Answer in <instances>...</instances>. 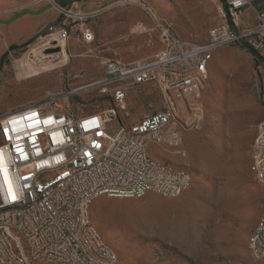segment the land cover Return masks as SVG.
Here are the masks:
<instances>
[{
  "label": "rangeland",
  "instance_id": "1",
  "mask_svg": "<svg viewBox=\"0 0 264 264\" xmlns=\"http://www.w3.org/2000/svg\"><path fill=\"white\" fill-rule=\"evenodd\" d=\"M96 1L91 42L83 41L78 29L63 46L54 28L41 34L59 17L53 13L31 36L4 44L0 119L52 98L77 114L101 111L112 104L114 89L102 82L103 60L129 63L151 57L163 48V26L182 39L206 42L221 21L215 0H158L160 7L153 12L120 0ZM16 2L11 12L23 14L34 5L51 8L53 0ZM5 5L0 0V23L7 18L1 12ZM33 59L37 72L27 64ZM164 103L157 84L131 86L127 104L133 115L126 121ZM194 103L190 109L180 102L186 122L180 144L150 146L154 158L190 171V188L177 197L157 192L140 198L102 195L90 205L93 225L124 264H264L250 246L264 215V181L254 175L251 148L258 135L255 125L264 119V65L243 44L215 49L207 84ZM119 125L116 120L115 128Z\"/></svg>",
  "mask_w": 264,
  "mask_h": 264
},
{
  "label": "built area",
  "instance_id": "2",
  "mask_svg": "<svg viewBox=\"0 0 264 264\" xmlns=\"http://www.w3.org/2000/svg\"><path fill=\"white\" fill-rule=\"evenodd\" d=\"M153 12L145 0H120ZM221 21L206 42L185 40L162 27L163 48L149 58L123 63L102 61V82L114 86L112 104L97 112L77 114L54 98L23 107L0 119V264H30L52 259L62 264H108L114 252L89 232L87 204L98 189L121 195L137 186L162 189L177 197L186 190L185 172L165 171L150 151L148 136L161 142L183 141L180 102L198 101L207 84V60L227 44L246 42L264 54V11L244 27L247 0H215ZM61 20L51 28L62 44L79 30L85 42L95 38L90 22L95 10L63 6L53 0ZM157 84L163 107L135 121L127 104L131 86ZM198 108V107H196ZM197 111V110H196ZM184 116V115H183ZM120 125L115 128L114 122ZM261 153L254 175L264 179V119L256 125ZM257 257L264 261V229L256 232ZM24 246L32 255H24ZM119 264H124L119 259Z\"/></svg>",
  "mask_w": 264,
  "mask_h": 264
},
{
  "label": "crops",
  "instance_id": "3",
  "mask_svg": "<svg viewBox=\"0 0 264 264\" xmlns=\"http://www.w3.org/2000/svg\"><path fill=\"white\" fill-rule=\"evenodd\" d=\"M145 1L148 2L152 9L159 8L161 4L158 0ZM247 1L248 5L244 9L242 14V24L246 28L254 26L257 23V16L259 12L264 11V0ZM16 3V0H6V5L1 10V12H3L2 14H4V17L7 18L1 20L2 23H0L3 26V28L0 29V50H2L4 44L17 43L20 40L26 39L27 37L31 36L34 32H36L49 22L53 13H56L58 17V13L53 6L51 8H46L45 5H34L30 8H27V10H25V13L23 14H18L16 12L12 13L11 9H13L12 7ZM96 4V0H79L73 4V7L83 10H92L96 6ZM216 134L218 136L219 132H217ZM252 136L254 139L255 132L252 134Z\"/></svg>",
  "mask_w": 264,
  "mask_h": 264
},
{
  "label": "bare ground",
  "instance_id": "4",
  "mask_svg": "<svg viewBox=\"0 0 264 264\" xmlns=\"http://www.w3.org/2000/svg\"><path fill=\"white\" fill-rule=\"evenodd\" d=\"M239 44H242V42H238ZM247 48H250V43H246ZM64 45V44H63ZM213 54L209 57V59L207 60V65H206V77L208 78L209 75V67H210V61L212 59ZM27 64L29 65V68L31 69V71L33 72H37V68H36V61L33 59L32 61H27ZM234 102H232L233 104ZM189 108L190 109H194L195 108V103L191 102L189 104ZM182 141H176V145L180 144ZM258 142V135L256 137L255 143ZM154 143L157 144H172L175 145V141L174 140H167V142H161L160 141V137L158 136H148L147 139L143 142V151H150V146ZM254 143V144H255ZM254 161L256 166H258V161L261 160V153L259 151H254ZM158 164H163L164 170L165 171H172L173 170V166L162 162L160 160H158ZM176 170L178 172H185V175L187 176L188 182L186 184V190L188 188L191 187L192 183H193V178L192 175L190 173V171L186 170V169H181V168H176ZM261 177V176H260ZM262 178V177H261ZM264 181V179H262ZM149 192H157L159 194H162V189H155V190H151L150 187L148 186H137V188H134V190H132V192L127 193V194H123L121 195V192H115V191H111L110 189H98L97 192H93L92 193V201L102 195H107V196H111V197H135V198H140L145 196L147 193ZM173 197V196H170ZM92 201L90 203L87 204V211H86V220L89 223V232H92V234L94 236H96L99 240H102L103 242H106L104 240V238L101 236V234L99 233V231L97 230V228L93 225L91 217H90V205L92 203ZM260 229H264V215L258 220L255 228L253 229V232L251 234L250 237V246H251V250L252 252L257 255V242H256V232H259ZM107 251H111L114 252L115 255H111L109 260H108V264H119V258L116 254V252L114 251V249L107 243ZM24 255H32V247L31 246H24ZM40 262H53V263H57V264H62L60 261H55L52 259H39ZM30 264H34V263H30Z\"/></svg>",
  "mask_w": 264,
  "mask_h": 264
},
{
  "label": "water",
  "instance_id": "5",
  "mask_svg": "<svg viewBox=\"0 0 264 264\" xmlns=\"http://www.w3.org/2000/svg\"><path fill=\"white\" fill-rule=\"evenodd\" d=\"M63 6H68V7H72L73 4L79 0H58ZM61 16H59L55 21H53L52 23H50L46 28H44L41 32V34H43L44 32H46L48 29H50L52 26H55L59 23V21L61 20ZM243 45L246 46L245 43L242 42Z\"/></svg>",
  "mask_w": 264,
  "mask_h": 264
},
{
  "label": "trees",
  "instance_id": "6",
  "mask_svg": "<svg viewBox=\"0 0 264 264\" xmlns=\"http://www.w3.org/2000/svg\"><path fill=\"white\" fill-rule=\"evenodd\" d=\"M249 51L252 53V55L254 56V58L256 60H258L260 63H262L264 65V54L252 49V48H249Z\"/></svg>",
  "mask_w": 264,
  "mask_h": 264
},
{
  "label": "flooded vegetation",
  "instance_id": "7",
  "mask_svg": "<svg viewBox=\"0 0 264 264\" xmlns=\"http://www.w3.org/2000/svg\"><path fill=\"white\" fill-rule=\"evenodd\" d=\"M4 60H6V57H4Z\"/></svg>",
  "mask_w": 264,
  "mask_h": 264
}]
</instances>
